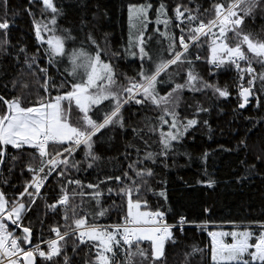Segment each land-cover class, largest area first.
I'll return each mask as SVG.
<instances>
[{
	"label": "trees",
	"instance_id": "16d2710c",
	"mask_svg": "<svg viewBox=\"0 0 264 264\" xmlns=\"http://www.w3.org/2000/svg\"><path fill=\"white\" fill-rule=\"evenodd\" d=\"M53 2L63 11L56 18L55 34L64 35L61 30L68 29L74 39L66 40L65 48L71 51L73 48L83 47L94 55L95 45L89 44L87 39L91 34L100 46L101 60L112 66L115 81L113 90L128 87L129 78L139 82L138 73L142 67L151 74L154 68L148 69V66L155 56L153 50H156V55L160 54L159 62L172 59L175 52H182L179 38L183 34L185 42L189 44L187 54L182 53L181 61L169 65L160 73L157 77V92L163 96L176 84H184L191 69L201 81L226 90L228 96L221 97L212 88H201L199 83L195 86L197 90L187 87L180 90L175 106L179 119L186 121L195 118L198 124L190 128L181 141L173 142L175 152H170L167 157L159 155L160 132L169 130V125L159 121L162 109L151 102L137 104L134 100H129L122 105L119 114L123 126H108L106 130H101L103 135L97 133L93 138L92 152L97 159L86 158L84 146L77 147L68 157L67 164H57L51 175L43 180L38 194L32 189L28 191L33 194L34 202L27 195L20 197L19 194L24 191L26 184L29 189L33 175L36 174L26 166L31 165L38 169L41 158L29 146H25L23 151L6 146L7 155L0 174V189L9 201V209L10 202L18 197L25 205H31L23 212L21 225L31 228L32 243L52 237L53 227L59 228L61 233L75 228L74 220L81 217L88 224H108L118 223L124 216H128V196L120 194L119 189L126 184L132 187L131 181L124 178L125 172L133 180L137 179L128 167L135 161L137 169L151 168L153 174L145 177L146 186L141 184V191H132V201H140L141 209L147 212H163L169 223H179V217L184 216L185 222L193 224L172 228V239L166 241L164 254L156 264H214L210 261L212 240L209 233L220 227L249 228L252 230L249 243L255 244L264 230V84L260 79V75L264 73V63L248 52L246 44L242 45V51L256 66L257 74L252 88L253 99L248 107L241 108L240 89L248 84L241 83L240 72L231 64L216 67L209 63L213 37L205 35L197 42L188 41L189 28L197 26L200 20L207 24L215 18V4L221 3L227 8L228 3L236 0ZM145 4L152 6L148 9L147 14L151 16L146 26L130 27L129 5ZM161 4H164L167 12L166 17H161L162 20L168 19L166 26L156 23V10ZM177 5L181 6V11L184 8L193 11L199 16V20L192 24L177 21ZM242 8L243 5L240 4L234 9L238 15L244 16L241 35H249L253 43H264V0L249 15L245 16L240 10ZM28 10L32 15H29ZM51 15L50 10H44L40 0H31V3L29 0H8L7 16L0 6V22L5 18L9 22L6 31L0 30V39L8 41L3 46L4 50L0 51V95L6 100L21 97L22 106H33L41 101L53 100L54 95L71 91L73 83L81 82L82 78H73L65 72L68 67L66 56L62 63L50 64L49 56L45 52L47 44L36 38L33 22L48 23ZM48 26L52 27L51 24ZM181 29H184L183 33ZM140 31L144 32L145 51L148 53L143 60L137 47ZM212 31L218 34V28H213ZM50 34L41 33L45 41ZM226 35L225 42L229 46L234 47L239 42L231 31ZM152 42L160 45L157 44V48L151 49ZM21 48L25 51L21 52ZM34 55L35 64L29 68L25 57L30 62ZM188 61L192 63L189 64ZM39 68L47 69V85ZM136 98L141 99L142 96L138 94ZM197 108L207 111L197 113ZM64 109L68 122L74 127H81L83 114L75 103L65 102ZM6 110V105L0 101V115ZM110 110V100H105L101 105L92 107L89 115L99 122L105 112ZM165 118L171 122L169 117ZM205 120L207 125L203 123ZM242 140L243 144L240 143ZM68 147V142L63 145L50 144L47 148L48 159L60 153L58 159L62 160L64 149ZM147 152L156 155L153 159H147ZM205 152L208 156L206 160H202ZM13 156L17 159L12 160ZM253 165L254 170L249 174L246 170ZM61 172L63 175L58 174ZM45 173H41L40 177ZM117 176L121 177L122 183L115 181ZM241 176L248 178L237 180ZM109 177L112 179H108ZM209 178L215 180L211 187L204 182ZM72 181H79L80 184L71 183ZM88 185H95V191H99V204L92 196L94 189ZM160 192H164V196ZM64 195H67L66 205L57 203ZM53 204L56 205L54 208L51 207ZM101 210L104 214L98 215ZM6 223L9 231H12L13 226L7 221ZM228 224L231 226H226ZM21 234L22 228H19L16 236ZM58 243L62 245L60 254L51 261L37 256V264H65V257L68 264H95V243H81L78 235L66 236ZM193 246L200 251L193 253ZM139 248L145 251L146 259L135 254L137 245L134 242L131 246L134 255L131 256L128 254L127 245L114 248L111 264H153L150 242L141 241ZM42 250L47 251V246Z\"/></svg>",
	"mask_w": 264,
	"mask_h": 264
},
{
	"label": "snow or ice",
	"instance_id": "6c2138e0",
	"mask_svg": "<svg viewBox=\"0 0 264 264\" xmlns=\"http://www.w3.org/2000/svg\"><path fill=\"white\" fill-rule=\"evenodd\" d=\"M31 3V0H29ZM45 11H51V19L48 23L41 24L34 21L35 35L38 41L47 44L45 49L46 54L49 56V63H62L63 58L66 56L68 60V67L65 68V72L73 78L83 74L81 82L73 83L71 85V91H66L62 95L56 96L52 102L45 103L43 101L33 105L24 107L22 106L23 100L21 97H14L11 100H6L3 96H0V101L6 105V111L3 115H0V164L4 163L7 155L5 151L6 146H11L17 151H23L25 146H29L34 149L41 158V166L38 169H34L31 165H27L29 171L36 174L33 175L32 185L35 192L38 194L40 187L44 179H47L48 175H51L52 171L56 169L57 164H67L68 157L77 147L83 145L85 148V157H91L92 160L97 159L93 154V138L97 133L103 135L101 130H106L108 126H114L116 124H122V118L120 117V111L123 104L129 100H134L137 104L145 102H151L153 105L162 109V114L159 117V121L162 124L169 125L167 132H160V145L161 150L159 155L161 157H167L170 152H175L173 142H179L184 137L185 133L198 124L197 119L191 118L186 121H181L175 111L176 100L178 99L177 93L184 89L189 88L196 89V84L199 83L201 88H212L214 92H218L221 97L228 96L226 90H222L216 85L207 84L199 79V77L189 69L187 79L184 84H176L169 93H165L161 96L156 90V84L158 83L157 77L168 68L171 64H176L181 61V56L187 54L189 44L185 42V37L182 34L179 38V44L182 52H175L174 57L167 61H161L155 65L154 71L148 74L143 67L141 68L139 76V82H136L134 78H129V86L125 88L112 89V85L115 83L113 77L112 66L101 60V49L96 43V40L91 34L87 39L89 44L95 45V54L85 51L83 47L73 48L71 51L65 48L66 40H73L68 29H62L64 35H56V18L63 14L61 8H58L53 0H40ZM242 4L244 15L251 14L261 4V0H236L234 3H228L227 8L221 3L214 5L215 18L209 20L205 24L202 20L199 21L197 26H193L188 29V41L197 42L201 36L211 35L209 63L216 67H220L226 63L233 64L237 69L243 73L245 69L240 68V61H248L249 66L246 71L251 74L254 70L251 67L249 57L242 51V45H247L248 52L254 54V58L264 63V43H253L249 38V35H241V25L244 20V16L238 15V5ZM0 6L3 7L4 14L7 16L8 0H0ZM151 4L145 5H129V23L130 27L146 26L148 20V9L151 8ZM157 17L156 23H163L165 26L169 23L168 19H161L166 17L167 12L164 4L156 10ZM29 15L32 12L28 10ZM187 13V16H185ZM175 18L179 22L187 21L189 24L199 20V16L194 14L193 11L188 8H184L181 11V6L177 5L175 9ZM49 24L52 25L49 28ZM83 24V20L81 21ZM179 26V25H177ZM9 28V22L5 18L0 22V30H7ZM213 28H218V34L213 32ZM158 31V29H157ZM232 32L235 38L239 41L234 47L229 46L227 40V33ZM42 32L51 33L47 40L41 35ZM184 32V29H181ZM144 32L140 31L137 38V47L141 59L148 56L145 51L144 45ZM8 43L7 39H0V51H3V46ZM21 52L25 51L24 48L20 49ZM171 51V49H170ZM151 59V57H149ZM198 59V57H197ZM36 56H32L29 62V58L25 57V63L29 68H32L35 64ZM191 64V61H188ZM39 72L44 75L45 84L49 83L47 77V69L39 68ZM243 78V77H241ZM248 80L249 88L241 87L240 96L247 100L250 95L249 89L252 87L254 80ZM262 84H264V73L260 75ZM99 81V83H97ZM93 89V91H89ZM47 91V88H45ZM142 96L141 99H137V95ZM67 100L69 104L72 102L79 108L82 115V126L74 127L68 122L67 112L61 106V102ZM110 100L111 110L105 112L103 119L97 121L92 119L89 115L90 109L94 106L102 104V101ZM240 107H244L243 104ZM201 111H207V109L197 108V113ZM165 117L170 118L166 119ZM207 125V121L203 122ZM60 144L64 142L69 143V147L64 149L63 159H58L60 153H56L48 159L49 153L47 148L49 144ZM241 144L244 143L242 140ZM156 154L152 152L145 153L147 159H153ZM187 155V153H185ZM208 153L205 152L201 159L206 160ZM15 156L12 160H16ZM243 163V162H241ZM91 166V163L89 164ZM47 172L45 173V168ZM75 167V164H72ZM129 169L135 173L136 180H133L125 172L124 178L130 180L132 187L127 184L119 189V193L128 196V224L121 226H112L111 230L102 228L98 225H87L83 217L74 220L75 228L69 231H65L61 234L59 228L53 227L52 232L56 233V239H50L48 241H41L47 244V251L41 249L40 244H32V230L30 227H23L21 220L23 212L27 207L31 205H25L19 199L11 201L10 209L7 208L9 201L6 200L5 194L0 192V264H34L35 256L39 255L41 258L51 261L53 257L57 256L61 252V247L58 242L63 241L66 236L78 235L81 243L85 241L95 243L97 248V255L95 258V264H111L114 258V248H123V246H129L128 254L134 255L131 252V246L135 242L137 245L136 255L146 259V254L143 249L139 248L141 241H149L151 244V258L153 264L163 256L165 241L172 239V228L174 225L164 223V213L159 210L156 212H139L133 213V208L139 209L140 201H136L133 204L131 199L132 191H141V184L146 186L145 177H150L152 169H137V163L133 161L129 164ZM254 165L249 166L246 170L249 174L254 170ZM39 173H45L41 178ZM63 175V173H58ZM207 175V173H205ZM248 176L237 177V180L247 179ZM108 179H112L109 177ZM115 181L122 183L121 177H115ZM139 181V182H137ZM199 182V181H198ZM205 183L211 187L215 184V180L209 178ZM77 185L79 181H72ZM89 188L94 189L92 196L99 204V191H95V185H88ZM109 191H112L109 189ZM28 196L30 200L34 202V196L28 192L27 184L24 187V191L19 194L20 197ZM161 196H164V192H160ZM67 195L61 196L57 203L66 205ZM53 204L51 207H55ZM101 210L98 215H103ZM75 215V212H73ZM67 218V213L65 214ZM6 221H10L12 225L17 228H22V234L20 236L15 235V229L8 231V224ZM185 223V217H179V224ZM131 225V226H129ZM212 236L211 247V260L214 264H222V262H236V264H264V232H261L260 236L256 239L255 244H250L249 240L252 233L248 230L241 232L231 233H209ZM231 235L232 243H224L222 240H218V236ZM26 246V247H25ZM199 249L193 246L192 252H198ZM247 257V258H245ZM22 258V259H21ZM65 264H68V259L65 257Z\"/></svg>",
	"mask_w": 264,
	"mask_h": 264
},
{
	"label": "built area",
	"instance_id": "2783aa9c",
	"mask_svg": "<svg viewBox=\"0 0 264 264\" xmlns=\"http://www.w3.org/2000/svg\"><path fill=\"white\" fill-rule=\"evenodd\" d=\"M250 62H251V61H250ZM229 64H230V63H229ZM231 65L234 67V69L238 70L237 67H236L235 65H233V64H231ZM248 66H249V62H248V61H240V68H241V69H245V71H244L243 73L240 72V75H241L242 77H244V78L247 79V83H248V80L252 79L254 76L256 77V74H257V68H256V66H255L252 62H251V67H252V69H253L254 71H253L251 74H249V73L246 71V69H247ZM238 71H239V70H238ZM255 80H256V79H255ZM255 80H254V83H253L252 87H253L254 84H255ZM50 144H52V143L50 142ZM50 144H49V145H50ZM40 175H41V173H39V176H40ZM41 187H42V185H41ZM41 187H40V189H41ZM30 189H32V190L35 191V189H34L32 183H31V185H30L28 191H29ZM128 221H129V217H128V216H124V217L122 218V220H121L120 222H118V223H108V224H91V223L88 224V223H86V224L89 225V226H91V225H98V226H100V227H102V228H106V229H108V230H111L112 226H115V225H121V226H124V225L128 224ZM164 223L169 224V225H174V227H178V228H183V227H186V226L193 225V224H191V223H187V222H185L183 225H180L179 223H169V222H167V216H166V214H164ZM129 226H131V225H129ZM14 229H15V235H16V233H17V231H18V228H17V227H14ZM14 229H13V230H14ZM73 229H74V228H73ZM61 234H63V233H61ZM50 239H56V233H54V234L52 235V237H50V238H48V239H46V240H44V241H48V240H50ZM85 242H87V241H85ZM35 244H40L41 249H43V247L47 246L46 243H42V242H38V243H35ZM33 245H34V244H33ZM37 256H39V255H37ZM21 259H22V258H21Z\"/></svg>",
	"mask_w": 264,
	"mask_h": 264
},
{
	"label": "rangeland",
	"instance_id": "374dc122",
	"mask_svg": "<svg viewBox=\"0 0 264 264\" xmlns=\"http://www.w3.org/2000/svg\"><path fill=\"white\" fill-rule=\"evenodd\" d=\"M147 15H148V18H150L151 14H147ZM157 44L160 45V43H157ZM157 44L155 45L154 42L150 43V48H151V49H153V48H157ZM153 53H154L155 56H154V58L151 60L149 66H148V69L155 68V65H156V64L159 62V60H160V54L156 55V54H155V53H156V50H153ZM76 77H78V78H82V77H83V74L81 73V75H78V76H76ZM246 84H248V83H246ZM248 85H249V84H248ZM50 102H52V100H49V101H47V102H45V103H50ZM65 102L69 104L68 101H62V102H61V106H62V108H64V104H65ZM22 203H23V202H22ZM133 204H135V203L133 202ZM128 211H129V208H128ZM136 211H139V212H147V211H145V210H142L141 207H139V209L133 208V213H135ZM226 226H231V224H228V225H226ZM244 230H248V231H250V232L252 233V230L249 229V228H224V227H220V228L214 229V230L211 231L210 233H213V232H215V233H231V232H234V231H235V232H241V231H244ZM8 231H9V229H8ZM262 232H264V230H263ZM210 237H211V240H213L212 236H210ZM217 239H218V240H222L224 243H229V244L232 243V237H231V235L218 236ZM166 241H167V240H166ZM166 241H165V243H166ZM164 247H165V246H164ZM211 247H212V245H211ZM245 258H247V257H245ZM210 261H211L212 263H214V262L211 260V249H210ZM224 263H236V262H222V264H224Z\"/></svg>",
	"mask_w": 264,
	"mask_h": 264
},
{
	"label": "water",
	"instance_id": "95a60500",
	"mask_svg": "<svg viewBox=\"0 0 264 264\" xmlns=\"http://www.w3.org/2000/svg\"><path fill=\"white\" fill-rule=\"evenodd\" d=\"M246 88H247V87H246ZM249 91H250V95L247 97V100H246V101H245V99L242 97V103H241V104H243L244 107H241V108H246V107H248V106L250 105L252 99H253V92H252V89L250 88ZM60 95H62V94H60ZM0 96H1V95H0ZM56 96H58V95H54V98H55ZM5 151H6V147H5ZM5 158H6V157H5ZM3 164H4V163L0 164V174H1V170H2ZM0 192H1V189H0ZM7 208H9V206H7ZM7 222H8L11 226L15 227L14 225L11 224L10 221H7ZM31 243H32V238H31ZM34 264H37V257H36V256H35Z\"/></svg>",
	"mask_w": 264,
	"mask_h": 264
},
{
	"label": "bare ground",
	"instance_id": "6f19581e",
	"mask_svg": "<svg viewBox=\"0 0 264 264\" xmlns=\"http://www.w3.org/2000/svg\"><path fill=\"white\" fill-rule=\"evenodd\" d=\"M253 63V62H252ZM242 76H240V78H241ZM247 82V79L246 78H241V83H246Z\"/></svg>",
	"mask_w": 264,
	"mask_h": 264
}]
</instances>
